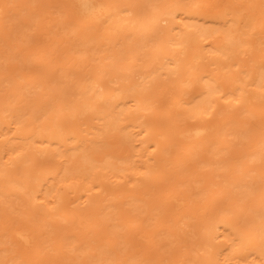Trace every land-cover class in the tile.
<instances>
[{
  "label": "bare ground",
  "instance_id": "obj_1",
  "mask_svg": "<svg viewBox=\"0 0 264 264\" xmlns=\"http://www.w3.org/2000/svg\"><path fill=\"white\" fill-rule=\"evenodd\" d=\"M23 1L19 0L18 2ZM67 1L74 4L78 16L85 21L86 25L100 28L101 38L118 39L128 36L133 43L138 38L142 42L137 46L129 44L127 49H121L117 54L111 52L103 55L101 47L103 42L97 41V53H100V56H97L98 59L91 65L87 64L89 67L86 65L82 67L86 63L84 60L81 66H77L78 63L75 64L78 79L71 84V92L69 89L61 87L47 88L49 95L57 94L55 109H51V104L46 101L43 107L33 101L29 108V117L26 119L24 118L26 115L24 109H20L14 104L15 98L4 101L5 106L0 111L6 113L8 122L0 130L2 136V139L0 138V142H2L0 153L1 151L8 150L10 152L19 149V147L28 145L27 143L41 144L45 141L47 146L40 147L39 151L54 152L52 156H61L69 150L74 157L67 159V164L54 163L44 168L43 177L39 178L34 175L32 167L27 163L32 160L30 156L18 153L16 156L19 157L15 156L16 159L8 157L6 160H2L3 156L0 155V175H5L7 178L6 184L1 183L0 185V197L5 198L13 192L27 193L32 200L44 198L52 204L47 207L48 210L45 211L44 216L58 215L61 220L75 216L78 234L83 237L78 240V247L82 251L91 247V244L85 246H81V244L88 242L89 235L98 231L100 220L104 222L108 219L109 213L114 207L111 201L113 200L112 196L117 195L115 192H111L109 197H106V194L102 195L104 186L100 178L101 169H108L117 177L123 176L119 172L120 170H129L132 178L136 180L135 187L145 193L146 191H143L139 186L141 181L158 185L162 183L161 179L164 183L166 176L167 179L169 178L166 166L168 162L165 161L169 146H175V154L187 158L195 152L196 148L207 142L210 145L211 155L203 162L212 168L223 169L226 165L223 163V159L220 157L214 159L218 151L225 148V146L218 145V142L223 139L222 137L229 134L238 138L248 136L249 127L244 125L247 120L245 118L252 114H257L264 120V101L260 113H256L253 104L247 103L252 99L264 98V64L252 65L246 69H242L243 66L239 65L240 73L232 75V73L222 72L223 65L219 59L227 51L228 44L238 41V38L232 35L233 28H221V24L228 21L223 20L224 16H230L232 26L238 23L245 25L249 22L248 19L251 15L264 12V0H242L243 12H236V8L226 6L222 12L208 15L197 11L199 5L196 1L192 2L196 7L190 6L192 8L188 12L186 10L190 7H181L179 0L169 4L168 1H163L160 4L150 3L147 8H142L141 5H132L128 0ZM15 5L13 1L8 5L0 0V31L7 25V19L10 23L6 32H0V43L4 44L2 48L6 46L5 49L9 50L8 53L11 52L9 55L12 59L19 58L23 47L19 43L21 38L19 42H16L19 38L13 40L14 44L16 42V45L12 44L14 47L10 41L12 42L14 39V34L19 36L16 34L19 32L17 29L26 23L23 16L20 15V11L25 7L12 10ZM206 16L207 19H205ZM19 17L21 18L19 19ZM46 19L47 16L44 17L46 22L43 23L44 25L48 23ZM19 20L20 22L22 20L23 24H19ZM160 22H165V25L162 26L165 28L164 30H160L162 29ZM10 29H12V33ZM20 29L22 32L21 27ZM213 35L211 45L202 50L201 47L210 43H206L204 40ZM83 36L84 41L89 40L88 32L83 33ZM7 38L10 41L6 45ZM196 38L197 41L191 44L192 40ZM241 42L244 43L242 40ZM9 46L13 49L7 48ZM192 46L200 47V49L197 48L190 54L188 51ZM145 47H153L154 50L146 58V68L136 70L140 65L139 63L136 66V62L140 60L138 52ZM3 50L0 49V54L3 53ZM9 55L7 54V58ZM235 64L236 62H233L231 66ZM244 77L251 79L245 80ZM226 80L232 82L228 88L221 85ZM36 81L37 79H34L32 82ZM195 83L198 85V89L196 93L190 94V86ZM65 92L68 93V96L64 94ZM220 98L225 101H218ZM11 101H13L12 104ZM164 101L166 104H163ZM221 102H223L222 108L229 107L226 111L216 108L215 105ZM82 109L95 113L96 121L85 128L86 131L83 135L73 132L69 136H61L65 129V126L61 125V121L65 119L61 115L62 110L75 113L81 112ZM243 111L246 112L244 119L235 116V112L240 114ZM37 112L40 114L38 118L43 121L40 126L31 127L29 122H33L31 117ZM162 112L166 117L163 124L159 122V118L152 119L154 117L152 113H155L156 116ZM48 116H53L54 120L47 127L44 120ZM190 119L193 121H189ZM115 126H118L119 130L123 131L134 145H138L137 153H129L130 156L134 155L137 158L128 159L125 158V155L114 156V158L111 156L102 159L99 163L94 162L90 159L91 156L88 152L91 149L90 144H96L109 128H115ZM44 130L47 132L46 137L42 135ZM71 131L73 129H69V132ZM35 136L40 137L33 140ZM13 143L18 146L10 147ZM262 143L264 144V131ZM51 144L54 147L51 148ZM251 155H254L255 158L258 157L257 154L249 153V156ZM45 157L43 156V158ZM181 160V157L174 159L176 162ZM56 161L58 162V160ZM75 161L87 163L86 166L80 168V173H87L91 176L88 180L91 186H82L85 188L82 193L77 195V199L83 197V200L78 201L76 205L69 206L70 202L76 201V197L66 203L63 202V198L65 193L74 189L72 185L61 184L60 192L54 200L51 192L58 183L70 178L69 174L74 168H77L74 165ZM16 162L20 164L19 169L14 167ZM118 162H124V164L121 165ZM136 168L137 170H135ZM136 173L138 176H133ZM244 174L246 175V172ZM224 179L226 181L225 190L230 189L228 192L237 191L245 185L238 175ZM114 183L120 184L119 181ZM92 187L97 188L96 192L91 191ZM158 189H160L158 192L166 193L171 188L170 185L165 184ZM203 190L204 188H201L194 194ZM37 192L38 194H36ZM138 194L139 191H136L129 195L131 208H135L141 200ZM207 195L210 196V194ZM228 196L229 203L226 206L219 205L217 206L219 208L216 209L213 207L217 204L196 207L197 200L190 199L189 195L182 192L168 195L165 197L167 200L164 204L167 205V211L176 217L175 222H179L184 217H193L192 213L197 212L198 218L194 224L196 237L192 243L193 250L197 251L199 256L197 264H264V207L260 212L257 208H248L247 212H244V216L240 218V209L243 205L236 201L235 195ZM41 202L43 203V199ZM33 204L34 202L30 204L32 209ZM25 215H29V212H24V218ZM127 216V213L117 215L119 221L111 225V228L115 230L122 226ZM239 218L241 221L238 225L237 219ZM5 223L6 219L0 220V225ZM130 230L133 231L134 238L138 235L140 244L147 245L152 241L151 230H143L142 227ZM38 233L27 224L5 225L0 233L5 235L0 238V245L2 244L0 246V263L3 262L2 258L10 252L13 254L8 260L12 257L17 258L35 247L40 250L43 247L45 250L49 242L46 243V239L39 242ZM75 234L56 235L52 239L54 242H60L63 238H71ZM106 244L103 243L100 246L98 255L94 257L95 260L100 264H128L123 261H114ZM14 247L18 250H14ZM225 247L229 248V253L220 259L218 255L222 254ZM242 249L249 252L240 257L239 253ZM250 255H252L250 260H246ZM57 261H59V257H57ZM45 263L56 264V259L43 258V264Z\"/></svg>",
  "mask_w": 264,
  "mask_h": 264
},
{
  "label": "rangeland",
  "instance_id": "obj_2",
  "mask_svg": "<svg viewBox=\"0 0 264 264\" xmlns=\"http://www.w3.org/2000/svg\"><path fill=\"white\" fill-rule=\"evenodd\" d=\"M6 4L10 5L16 4L12 10H18L21 7L20 15L23 16V20L26 21L24 25L21 20L18 21L17 28L19 26L22 28L17 29L16 34L19 36H13L12 42L11 37L7 38L5 41L11 45H16V42L21 41L23 50L21 55L17 59H12L8 53L9 50L2 48V43H0V49H4L0 54V110L5 106V100L15 98L16 107L24 109L26 115L24 118L27 119L30 113V106L35 101L40 107L44 106L45 101L51 104V109H55L57 94L49 95L47 88L55 86L57 88L72 90V85L78 79V71L76 67L83 64V60L86 62L82 67L91 65L95 60L98 59L100 53H97L96 42L101 41L103 55L114 52L117 54L121 49L125 50L128 48L129 44L135 46L140 45L142 40H138L133 43L131 38L128 36H123L122 38L113 39L112 37H102V32L98 26H88L85 21L78 16L74 4L67 0H24L23 2H18L19 0H3ZM132 5H141L142 8H147L150 3L160 4L163 1H168L167 3H174L176 0H128ZM196 1L199 5L197 11L200 13L216 14L222 12L226 6L236 8V12H243L244 8L242 6V0H179V5L183 8L186 6L196 7L192 2ZM232 1V3H231ZM188 8L186 12L190 11L192 8ZM44 9V10H43ZM264 12L259 14L251 15L248 23L245 25L235 24L231 25L232 21L229 15H225L223 20H228L221 24V28H233L232 35L238 38V41L232 44H228L227 51H225L220 57V63L223 65L221 69L223 73H232V75H238L239 65L243 66L242 69L251 67L252 65H262L264 63ZM47 16L46 22L44 17ZM21 17H19L20 19ZM208 17L206 16L205 19ZM222 20V21H223ZM44 23V24H43ZM6 24L0 31L6 32L9 19L6 20ZM160 27L165 25V22H160ZM210 26V24H209ZM158 27V28H160ZM211 27V26H210ZM10 28V27H9ZM162 28L160 30H164ZM15 30V29H13ZM12 33V29H10ZM16 32V31H15ZM88 32L89 40L84 41L83 33ZM224 33V31H223ZM22 34V35H21ZM221 36V34H219ZM12 36V35H11ZM22 36V37H21ZM212 37H207L204 42L208 43L206 46L201 47L205 50L207 46L212 43ZM19 38V39H17ZM23 38V39H22ZM16 40L15 44L13 40ZM236 40V38H235ZM244 41L243 42H241ZM4 41V40H3ZM197 38L192 40L191 44H194ZM223 41V40H222ZM7 45V44H6ZM10 45V46H11ZM12 45V46H13ZM7 47L10 50L13 47ZM200 47H191L188 52L193 53ZM7 50V51H5ZM15 50V48H14ZM154 48L145 47L140 49L138 52L139 61L136 62V68L145 69L147 63L146 58L149 56ZM5 52V53H4ZM9 55L7 58V54ZM189 54V53H188ZM98 56V57H97ZM13 57V56H12ZM233 62L236 64L231 66ZM78 63V64H77ZM77 64V66H75ZM135 66V67H136ZM89 67V66H87ZM212 67V66H211ZM126 77V76H125ZM37 79L36 82H32ZM245 80L251 79L244 77ZM110 84V83H108ZM225 88L232 85L230 80L223 81L221 84ZM234 85V83H233ZM191 93H196L198 85L195 83L190 86ZM264 90V89H263ZM68 96V93H64ZM17 97H14L16 96ZM264 96V95H263ZM264 98L252 99L247 103L253 104L256 113L262 111V102ZM162 100H165L162 98ZM218 101H225L220 98ZM218 103L216 108L222 111H226L229 107L222 108V103ZM11 104L13 101L10 102ZM166 104V101L163 102ZM261 104V107H260ZM242 105V104H241ZM241 107V106H240ZM161 111H164L161 109ZM234 111V110H233ZM1 112V111H0ZM229 113V112H226ZM235 112V116L244 119L246 112L243 111L240 114ZM159 118L162 124L164 123L166 117L164 113H160L155 116ZM62 116L65 117L61 121V125L65 126L63 134L61 136H69L73 132L74 134L83 135L91 123L96 121L94 118L95 113L87 112L82 109L81 112L71 113L66 110H62ZM39 112L33 115L31 118L33 122H29V125L38 127L41 125L42 121ZM208 116V114H207ZM30 119V120H32ZM245 127H249L247 130V135L244 138L234 137L233 134L222 137L223 139L219 141L218 145L225 146L222 150L214 156V159L220 157L223 159L224 168H212L208 164L203 162L211 155L210 145L206 142L196 148L187 158H182L183 156L175 154L174 147L169 146V151H166V159L168 162L167 166V176L165 182L162 179L161 184L153 185L146 181H141L139 186L146 191L143 193L138 190L134 180L130 174L129 170L122 169L119 172L123 175L117 177L113 175V172L108 169H101L100 175L104 186L102 195L106 194L109 197L111 192H115L116 196H112V203L114 207L109 213L108 219L106 221H99L98 231L89 235L90 239L88 242L82 243L81 246L91 244V247L80 250L79 241L83 239L78 233V225L75 222V216L67 218L66 220L59 219L58 215H53L51 217L44 216L45 211L48 210L52 204L46 201L44 198H37L32 200L27 193L13 192L5 198L0 197V220L6 219V223L0 225V233L5 225L8 224H27L31 229L38 233L37 239L39 242L46 239L48 245L45 250L35 247L24 254L18 256L17 258L12 257L10 260L8 258L13 254L12 252L2 258V263L0 264H43V258H55L56 264H100L95 260V256L98 255L100 246L103 243H107L108 250L111 251L110 256L114 261H123L128 264H197L198 253L192 248V243L196 237L195 234V222L197 221V212L192 213L193 217L181 218L179 222H175L176 217L171 215L167 211V205L164 202L167 200L165 197L168 195H174V193L182 192L189 195L190 199L197 200L196 207H201L205 204L212 205L217 204L213 209L219 208L217 206H226L230 198L228 195H235L237 197V202L243 205L240 209L241 217L244 216V212L248 208H257L258 212L262 211L264 207V144H261L262 133L264 131V120H262L257 114H252L246 117ZM54 120L53 116L46 117L45 125L48 127ZM262 120V121H261ZM189 121H193L190 119ZM8 122L6 113L1 112L0 114V130ZM69 129L73 131L69 132ZM43 137H46V130L42 133ZM250 136H252L250 138ZM40 136H35L33 140H36ZM88 137V136H87ZM2 139V136L0 135ZM0 139V140H1ZM0 142V148L1 147ZM19 147V149H12L13 151H1L0 155L3 156L2 160H6L8 157L16 159L18 153H23V156H30L32 160L27 163L32 167V171L35 176L43 177L44 168L54 164H67V159L74 157L70 154L69 150L65 151L61 156H52L54 153H47L44 151H39L41 148L47 146V142L41 144H30ZM18 146L16 143L11 144L10 147L14 148ZM91 149L88 150L90 153V159L94 162L99 163L102 159L106 157H119L125 155V158L135 159L137 157L130 156L129 153H137L139 150L138 145H134L130 138H127L123 131L119 130L118 126L109 128L97 141L96 144H90ZM180 146V145H178ZM6 147V146H5ZM50 147H54L53 144ZM249 153L257 154L258 157L255 158L254 155L249 156ZM46 154V155H44ZM16 156V157H15ZM43 156H46L43 158ZM181 157L180 162L174 161ZM58 160V162L56 161ZM8 161V160H7ZM118 164H124V162H118ZM74 168L69 174L70 178L58 183L52 190L53 200L55 196L58 195L61 189V184L72 185V191L65 193L63 202H67L70 199L76 197L75 202H70L69 206L76 205L78 201L83 200V197L77 199V195L83 192V188L91 186L88 181L91 176L87 173H80L83 166L87 163L81 161H75ZM15 168L19 169L20 164L16 162ZM99 168V167H98ZM97 168V169H98ZM132 170V169H131ZM137 170V168L135 169ZM241 170V171H238ZM246 172V175L244 174ZM138 173L134 174L133 176ZM233 175H238L241 182L245 185L242 186L237 191H230V189L225 190L226 181L224 178H230ZM210 179V180H207ZM115 181H119L121 184H115ZM7 182L5 175H0V185H4ZM30 184V183H29ZM28 184V185H29ZM170 185V190L168 192H158L162 185ZM32 185V182H31ZM30 185V186H31ZM85 186V187H82ZM93 193L96 192L95 187H92ZM203 191L194 194L197 190ZM139 191L138 196L141 198L138 205L135 208L130 207V197L129 195L133 192ZM157 193H152V192ZM230 193V194H229ZM38 194V192L36 193ZM154 194V195H152ZM207 194H210L208 196ZM43 199V203L41 202ZM52 199V197H51ZM66 199V200H65ZM34 202L33 209L30 204ZM263 202V203H262ZM53 203V202H52ZM29 212V215L23 217L24 212ZM120 213H127L126 221L115 230L111 228V225L118 222L117 215ZM237 219V224H240L241 219ZM59 220V221H57ZM142 227L143 230H151V242L147 245H142L139 242L138 235L134 238L133 231L131 228ZM101 229V230H99ZM101 231V233H99ZM76 233L71 238H63L60 242H54L52 239L56 235L71 234ZM199 235V234H198ZM5 237L4 234H0V238ZM2 246V244L0 245ZM61 246V247H60ZM222 247V246H221ZM14 250H18L14 247ZM23 251V250H20ZM246 249H242L239 253L240 257L248 253ZM229 253V248L225 247L221 255H218L220 259L222 256L226 257ZM59 257V261H57ZM252 255H250L246 260H250ZM219 261V260H218ZM244 263V261H241ZM46 264V263H45ZM48 264V263H47Z\"/></svg>",
  "mask_w": 264,
  "mask_h": 264
}]
</instances>
